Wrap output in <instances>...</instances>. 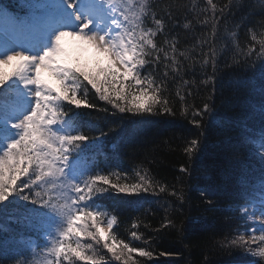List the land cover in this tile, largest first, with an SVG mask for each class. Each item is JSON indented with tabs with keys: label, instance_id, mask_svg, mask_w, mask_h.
<instances>
[{
	"label": "snow or ice",
	"instance_id": "6c2138e0",
	"mask_svg": "<svg viewBox=\"0 0 264 264\" xmlns=\"http://www.w3.org/2000/svg\"><path fill=\"white\" fill-rule=\"evenodd\" d=\"M23 7L24 15L0 8L3 264H108L109 254L118 264H140L137 257L151 259L152 251L119 238L114 232L117 216L96 200L110 191L132 195L158 189L183 202L185 190L175 185L170 189L142 165L134 169L131 182L127 173L101 168L90 154L100 151L103 138L118 134L117 127L105 131L94 122H83L78 110L109 111L89 101L90 86L115 110L113 115L175 116L168 84L177 83L179 114L200 130L183 148L191 160L201 149L200 137L206 135L202 118L212 110L209 101L216 91L220 60L229 50L227 43H221L220 30L223 27L231 38L233 63L264 65V0H206L204 7L195 0L191 6L180 0L163 5L158 0H26ZM243 9L249 14L237 20L235 14ZM257 9L259 19L249 23ZM184 10L193 13L183 28L194 35V41L182 46L179 33L168 25ZM242 26L251 38L243 45L237 39ZM197 66L205 76L201 83L211 85L199 105L191 99L198 93L188 88L196 80L183 78L186 70L195 71ZM220 86L225 87L223 82ZM219 131L225 142L233 143L227 123H221ZM130 135H138V130ZM256 152L264 160V138ZM229 162H242L239 149L229 154ZM180 171L190 170L182 166ZM200 194L213 204L209 197L214 192L201 190ZM242 201L233 211L240 214L245 230L238 226L233 235L218 242L219 247L243 250L259 258L251 264H260L264 261V174ZM13 223L30 226L42 234L44 243L24 239L11 227ZM164 226L175 225L169 219ZM130 236L144 239L137 231ZM100 248L106 252L101 254Z\"/></svg>",
	"mask_w": 264,
	"mask_h": 264
},
{
	"label": "trees",
	"instance_id": "16d2710c",
	"mask_svg": "<svg viewBox=\"0 0 264 264\" xmlns=\"http://www.w3.org/2000/svg\"><path fill=\"white\" fill-rule=\"evenodd\" d=\"M158 2L163 5L169 0ZM180 2L191 6V0ZM195 2L200 7L206 4V0ZM25 3L26 0H0V8H5L13 15H24L27 11L23 7ZM246 14H249V10L243 9L235 16L238 20ZM192 15L184 10L177 14L174 23L169 22L168 25L179 33L182 46L194 41V35L183 28L186 18L191 19ZM251 15L252 21L249 23L259 19V10ZM228 27H231L230 23ZM200 31L197 25L195 34L199 35ZM220 35L224 37L221 43H227L229 50L220 60L216 91L209 101L212 110L202 118L206 135L200 137L201 149L191 160L183 148L187 141L199 136L200 130L179 114L181 106L179 97L175 95L177 83L169 81L168 84L175 103V116H133L118 112L113 115L115 110L100 100L90 86L89 101L99 108L107 107L109 111L103 113L86 108L78 110L82 113L83 122H94L105 131L109 127H117L118 134L110 133L102 139L100 151L90 154L101 168L127 173L131 182L135 180L134 169L142 165L157 181L168 185L170 189L175 185L176 189L183 187L185 190L186 200L183 202L169 192L159 193L158 189L155 193L149 191L132 195L110 191L97 198L96 203L103 210L117 216L118 224L114 232L119 238L153 252L151 259L137 257L140 264H243L259 260L240 249L222 250L218 242L225 236L233 235L238 226L240 231L245 230L239 220L240 214L233 211V208L243 202L242 197L253 184H259L264 174V160L256 152L264 138V65L259 61H256L255 66L233 63L231 38L223 27ZM237 39L242 45L246 41L250 42V35L243 26L237 32ZM225 63L230 66L225 67ZM159 71L162 73L163 68ZM183 78L196 80V85L189 84L188 88L198 93L191 99L199 105L201 99L211 92V85L201 83L205 76L200 73L198 66L195 71L186 70ZM221 82L225 85L223 89ZM229 82L231 86H228ZM93 117L100 119L93 120ZM221 123L231 127L233 143L228 144L220 135ZM135 130H138V135L131 136ZM233 149H239L242 153L240 164L229 162V154ZM182 166L188 167L189 173H182ZM201 190L215 193L209 197L213 204L206 202L200 194ZM169 219L174 222V227L164 226ZM134 222L138 223L137 228L132 227ZM247 223L251 225L252 222ZM11 227L34 244L44 243L42 234L30 226L13 223ZM132 231L142 234L144 239L132 240ZM145 239H149L150 243L145 244ZM20 247L25 245L21 244ZM100 251L101 254L106 252L102 248ZM0 264H3L2 258ZM108 264L118 262L109 254ZM260 264H264V261Z\"/></svg>",
	"mask_w": 264,
	"mask_h": 264
},
{
	"label": "rangeland",
	"instance_id": "374dc122",
	"mask_svg": "<svg viewBox=\"0 0 264 264\" xmlns=\"http://www.w3.org/2000/svg\"><path fill=\"white\" fill-rule=\"evenodd\" d=\"M70 43H71V42L69 41V44H70ZM7 70H10V69H6V71H7ZM257 226H258V222H257ZM253 247H255V246H253ZM249 262H251V261H249ZM249 262H247V263H249Z\"/></svg>",
	"mask_w": 264,
	"mask_h": 264
}]
</instances>
